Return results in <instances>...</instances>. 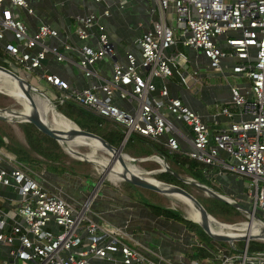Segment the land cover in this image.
I'll use <instances>...</instances> for the list:
<instances>
[{"label": "built area", "instance_id": "obj_1", "mask_svg": "<svg viewBox=\"0 0 264 264\" xmlns=\"http://www.w3.org/2000/svg\"><path fill=\"white\" fill-rule=\"evenodd\" d=\"M79 1L84 4L86 0ZM159 3L162 9L172 10L170 24L153 22L151 29L134 41L140 57L127 51L125 62L120 63L113 60L114 46L96 13L78 14L74 21L77 28L61 34L40 19L31 20L35 14L28 0H0V58L8 61L10 67L6 68L20 74L33 90H40L49 104L70 102L120 127L126 141L132 135L146 137L162 143L168 151L216 166L219 173L246 177L253 191L249 193L252 210L264 212V0ZM221 36H225L228 50L221 48ZM77 40L80 44L74 42ZM55 41L59 45L52 43ZM178 44L202 52L208 59L207 67L222 76V59L229 56L237 60L231 72L248 79L249 92L231 85L229 104L214 105L213 117H227L231 120L227 126L210 128L179 97L169 96L166 81L174 68L184 84L199 79L198 69L189 70L183 51L176 49L166 55L167 49ZM61 49L76 53L82 75L95 77L96 82L88 87L72 86L50 70L54 63L68 61ZM105 58L112 60L108 78L94 68ZM154 78L163 82L157 94ZM116 98L134 104V110L122 108ZM232 108L245 118L232 120ZM2 141L7 143L5 137ZM180 142L191 148L181 149ZM0 186L11 188L18 196L12 209L3 208L0 202V247L7 249L14 264H161L148 255L145 246L132 243L122 228L94 219L88 201L75 204L65 198L54 191L43 171L3 149ZM248 245L231 254H219L218 264H264V251H249Z\"/></svg>", "mask_w": 264, "mask_h": 264}, {"label": "crops", "instance_id": "obj_2", "mask_svg": "<svg viewBox=\"0 0 264 264\" xmlns=\"http://www.w3.org/2000/svg\"><path fill=\"white\" fill-rule=\"evenodd\" d=\"M28 1L33 7L35 14L31 17V20L35 22L37 19H40L51 27L58 29L61 34L73 31L75 17L78 14L92 11L99 15L101 22L105 26L109 40L114 46L115 56L113 60L120 63L125 62L127 51L133 52L136 57L139 58V49L134 43L136 38L151 29L155 21H163L164 23L170 24L173 14L170 9H162L159 0H101L98 3L92 0H86L84 4L79 0ZM105 10L108 11V15L104 14ZM235 34L236 32L228 33V35ZM73 37L76 40L75 36ZM74 42L80 44L78 40ZM52 43L59 45L57 41ZM88 43L95 46V42L92 40H88ZM219 44L221 48L227 49L228 46L225 42V36L220 37ZM176 49L183 51L187 55V66L189 70L198 69L199 79L196 82L189 81L188 84H184L180 81L179 70L174 68L172 76L166 81L169 96L179 97L186 106L198 113L210 128L214 129L227 126L231 121L227 117L223 115H217L215 118L213 117L215 111L214 105L229 104L231 85H238L243 91L249 92L248 79L242 74L231 72V66L237 62V60L229 56L222 59L221 66L223 70H225L224 76H222L221 74L212 72L207 67L208 59L199 50L183 47L178 44L177 47L172 46L167 49L165 53L166 55L170 54L176 51ZM61 52L68 58V61L64 62V64L54 63V66H51L50 70L59 73L63 78L67 79L72 86L88 87L96 82L95 77L87 79L82 75L81 70L76 65L79 59L76 53L66 52L62 49ZM111 62L112 60L109 58L100 60L94 65L95 71L99 75L108 78L111 74ZM211 78H218L219 80L223 78L225 81L224 83H212ZM152 82L156 87L154 94H157L163 82L159 78H154ZM247 97L250 99L251 94L248 93ZM115 102L129 111L134 110V104L118 98L115 99ZM231 110L234 112L232 120L239 121L245 118L244 115L238 113L236 108H232ZM62 115L65 116L64 114ZM105 122L106 121L102 122L100 126L104 125ZM177 123L181 129L189 132L187 126L179 121H177ZM111 125L115 128H119L116 125ZM140 141L143 145L145 144V146L149 147L145 141ZM180 145L183 150H189L191 148L184 142H180ZM150 149L155 155L153 156L151 154V157L141 158L142 160L148 158L155 160V157L156 161L161 163L163 167L167 165V160L162 154L152 146H150ZM35 163L38 169L43 171L44 178L54 187V191L62 194L75 204L88 201L90 213L94 219L97 221L106 220L122 228L131 238L130 241L132 243L145 246L148 250V255L161 264H193L195 261L199 262V264H218L221 262L218 256L219 254H231L234 253L233 249H237V241H233L232 243L226 242L229 244V246L226 247L223 242H215L211 239V241H205L201 239L196 230L186 223L188 220L195 223L196 221L192 219L189 214L185 216L180 210L183 219L165 218L156 215L144 201H150L151 203L168 208L174 207L167 206L163 204V202L149 200L138 191L137 188L140 187L136 188V186H134L135 188L131 187L128 191L117 190L110 186L94 188V186L88 182L89 180L83 181L80 179V176L75 175L67 169L57 172L60 168L57 170L50 166L49 168H43L38 160ZM62 169L64 168L62 167ZM156 171L159 170H145L144 172L141 170V174L152 175ZM171 173L174 175L176 174L178 177L175 176L180 179L177 173L173 171H171ZM200 173L202 174V179L200 180L199 178L198 180L186 172V174L190 176L186 178V180H190L192 183H198L224 196L228 200L227 203L233 206H235L236 203L240 204L239 207L235 206L237 210L244 211L250 217L247 209L252 210V202L249 193H253V191L246 177L235 172L219 173L218 167L204 164H202L200 168ZM196 187L202 190L206 196L210 197L204 189L199 186ZM70 190L76 191V197L68 193ZM0 196L2 198H0L1 206L3 208L12 209L17 205L18 196L11 188L0 186ZM255 212L260 218L254 219L259 230L264 227V212L258 209ZM206 258L210 260L209 263L204 262ZM0 262V264L8 262L14 264L8 257L7 249L3 247H0ZM16 264L25 263L17 262Z\"/></svg>", "mask_w": 264, "mask_h": 264}, {"label": "rangeland", "instance_id": "obj_3", "mask_svg": "<svg viewBox=\"0 0 264 264\" xmlns=\"http://www.w3.org/2000/svg\"><path fill=\"white\" fill-rule=\"evenodd\" d=\"M76 28L77 25L76 24L73 25V30H75ZM0 65H3L5 67H10L8 61L3 62L1 58H0ZM211 80L212 83H219V82L224 83L225 81V79L223 78H220V80L218 78H211ZM2 83L4 87L3 90L0 91V149H3L8 153H15L16 157L19 160H21L19 157H23L21 161L33 167L36 170L39 169L35 161L29 162L27 161L26 157L38 160L42 165L41 167L43 168H49V166L56 170L60 168L57 172L65 171V169H67L72 173H74L75 175L80 176L81 180L83 181L89 180L88 182L92 184L94 188L110 186L117 190H126V191L130 190L131 187L135 188L133 185H128L127 182L119 180L116 183H113L107 177H104L103 172L100 170V165H102V163L100 164L96 161L93 162L91 159L85 156L86 153L90 154L92 151L91 147H89L88 145L86 144L66 145V144H59L58 142H57L58 144L56 145L50 143L41 134L36 133L33 135L32 134L33 130L30 126V123L22 121L20 117L14 116L13 114V112L26 113V111L21 100H18L17 98L11 96L10 93H7L8 91L6 89L14 88L12 86L11 81L6 79L3 80ZM32 94L34 97L39 96L40 98H43L42 95H39L34 91H32ZM50 106L52 107V109H54L55 111L59 112L62 115V113L58 110L57 104L53 103L50 104ZM11 114L13 115V117L9 118V115ZM49 117L50 115L48 116L47 122L49 125L53 126L52 123L50 122ZM67 119L70 118L67 117ZM70 120L73 123L71 126L77 125L78 127H80L74 120L72 119ZM111 124L113 123L106 121L104 125L99 127H93L92 130L97 132V134L99 133V134L107 135L112 130H118V128H115ZM3 137L7 139V143L2 141ZM129 139H130L129 141L127 140L128 143H126L127 141L125 142L122 149L123 153L127 154L132 158L131 161H128V164L136 165L138 168H140L143 171L158 169L159 171H156L154 174L152 175L144 174V176L147 177L150 176L153 179L155 178V180L158 182L159 181L166 182L162 180V178H160V174L163 173L164 171H167L165 169V166L163 167L161 163H158L155 157H154L155 160H151L149 158L145 160L141 159L155 155L151 152L150 146L147 147L145 146V144L143 145V143L139 140H134V139L131 140V138ZM39 150L43 151L45 155H42ZM93 155L95 156V158L104 161H109L110 159V156L103 150H96V152H94ZM166 162L169 168L175 173H177L180 177V179H178L179 181H176L173 184L183 187L189 193H191L196 199H198L200 203L208 211V213L211 215V217H213L217 222L223 223L224 225L233 226L234 228H238L244 224H247L248 222H252L250 220V217L244 211L238 210L232 212H225L221 209L214 208L210 202V199L212 197L206 196L202 190L194 186L192 181L186 180V178H189L190 176L186 174L184 169L171 163L169 160ZM62 167L64 169H62ZM247 182H249V180ZM137 189L143 196H145L149 200L163 202V204L170 207H174L175 209L180 210L181 213H184L185 216H188V207L182 202L178 201L176 198H172L173 196L172 197L161 196L160 193H156L151 190H147L143 188H137ZM68 193L72 194L73 196L77 194L76 191L74 190H70L68 191ZM186 223L190 227L192 226V224L189 221H187ZM212 226L215 230H217L219 227V225L215 223L212 224ZM192 227L196 230V232L201 237V239H204L205 241H211L210 238H207L203 234H199L200 229H198V227L196 226H192ZM256 242L264 244V241L256 240ZM223 244L226 247L229 246V244L226 242H223ZM243 245H244V241H237L236 242L237 249H233V251L241 249Z\"/></svg>", "mask_w": 264, "mask_h": 264}, {"label": "water", "instance_id": "obj_4", "mask_svg": "<svg viewBox=\"0 0 264 264\" xmlns=\"http://www.w3.org/2000/svg\"><path fill=\"white\" fill-rule=\"evenodd\" d=\"M0 73L5 74L6 76L10 77L11 79L17 82V85L20 88L24 98L26 99V101L29 103L31 107V110L29 113L13 112L14 116H18L22 119V121L32 124L38 131L56 140L60 144H66V145L72 144V142L75 141L77 138H83L86 142L87 141L97 142L98 147H96L97 148L96 150H103L110 156L108 164H112L115 160H117L121 164L123 168V172L120 173L121 174L120 181L127 182L136 187L155 191L162 195H167V196L182 195L184 196L192 203L193 208H195L199 212V219L195 221L196 223H198L200 228L206 233V235L211 240L215 242H229V243H232L233 241H244L245 245L248 244L250 241H256V240L264 241V227L260 228V230L258 231V234H248L247 232H245L242 235H230V234L222 233L220 231L215 230L212 227V222L210 219L211 215L208 213L205 207L200 203V201L196 199L186 189H184L183 187L179 185L173 184V183L161 182V181L152 182L146 176L141 174V171H139L138 173L132 172L128 166V161H131L132 158L122 152L123 146L126 142L125 136L123 137V139L121 140L118 146H114L110 144L106 139L101 137L100 135L92 131L82 129L78 127L77 125L75 126L69 125V126H66L65 128H56V127L49 125L44 120V118H42L40 112L37 109L35 99L32 94V91H36V90L32 89L31 84L26 79H24L20 74H17L13 72L12 70L6 67H3L1 65H0ZM36 93L39 95L42 94L40 90H37ZM96 150H94V152H96ZM165 169L169 171V167L167 165H165ZM193 184L204 189L208 193V195H210L211 197L217 200H220V201L228 202L227 198H225L224 196L218 193H215L209 188L203 187L199 185L198 183H193ZM235 206L239 207L240 204L236 203ZM247 212L250 215L251 221L254 219H260L259 216L256 214V212H254L253 210L247 209ZM249 223L250 222H248V224Z\"/></svg>", "mask_w": 264, "mask_h": 264}, {"label": "trees", "instance_id": "obj_5", "mask_svg": "<svg viewBox=\"0 0 264 264\" xmlns=\"http://www.w3.org/2000/svg\"><path fill=\"white\" fill-rule=\"evenodd\" d=\"M57 107H58V110L62 114L69 117L70 119L74 120L82 129L92 131L96 134H97V132L92 130L93 127H99L102 124V122H104V120L100 119L99 117L92 115L91 113L75 106L74 104H72L70 102L58 104ZM30 126L33 130L32 131L33 135L36 133L41 134L50 143L56 144V145L58 144L56 140H54V139L48 137L47 135L41 133L32 124H30ZM98 135H100L101 137L106 139L110 144L116 146L123 139L124 133H123L122 129L118 128V130L110 131L107 135L106 134H99V133H98ZM130 138H131V140H133V139L138 140L139 139V141L140 140L145 141V143L148 144V146H152L153 148H155V150H157L160 154H162L166 158L167 161L169 160L171 163L177 165L178 167H181L182 169H184L185 172L194 176L198 180H199V178H200V180L202 179V174L200 173V168L202 167V164L200 165V163H198L197 161L192 160V159H190V158H188L182 154H178V153L168 151L162 143L152 141L149 138H146V137L142 138V137H138L137 135H132ZM129 140L130 139H128V141ZM128 141L126 143H128ZM40 153L42 155H45V153L43 151H40ZM19 158L21 160L23 159V157H19ZM26 159L29 162H33V161L36 162L37 161V160L31 159L29 157H26ZM170 170L164 171L163 173H161L160 178H162V180H164L166 182H170V183H175L176 181H179L178 178L173 173L170 172ZM128 185H131V184L128 183ZM144 202L146 203L147 206L150 207L152 212L155 213L156 215H160V216H163L165 218L183 219L180 211L177 209L164 207V206H161L158 204L151 203L150 201H144ZM210 202L214 208L221 209L225 212L238 211L235 206H233L227 202L217 200L215 198H211ZM189 222L192 224V226H196V227H198V229H200L199 234H203L204 236L209 238L206 235V233L200 228L198 223H195L193 221H189ZM248 249H249V251H263L264 250V244L256 242V241H250L249 245H248Z\"/></svg>", "mask_w": 264, "mask_h": 264}, {"label": "bare ground", "instance_id": "obj_6", "mask_svg": "<svg viewBox=\"0 0 264 264\" xmlns=\"http://www.w3.org/2000/svg\"><path fill=\"white\" fill-rule=\"evenodd\" d=\"M6 79L11 81L12 86L14 87V88L6 89L8 91L7 93H10L11 96L17 98L18 100H21L23 106L25 107L26 113H29L31 110V107H30L29 103L26 101V99L24 98L20 88L17 85V82L14 81L13 79H11L10 77L6 76L5 74L0 73V80L3 82V80H6ZM1 81H0V91H2L3 87H4L3 83ZM34 99H35V103H36L38 111L40 112L42 118H44V120L46 122L48 120V116L50 115V117H49L50 122L56 128H65L66 126H69V125L71 126L73 124L69 119L62 116L59 112L55 111L54 109H52V107L50 106V104L47 102V100L45 98H40L39 96H36V97H34ZM11 117H13L12 114L9 115V118H11ZM79 144H86L89 147H91V149H92L91 153L90 154L86 153L85 156H87V158L91 159L93 162L96 161V162H98L100 164L102 163V165H104V166L100 165V170L103 172L104 177H107L113 183H116L117 181H119L121 179L120 173L123 172V168L117 160H115L112 164H108V161L97 159L93 155L94 150H96L97 149L96 147H98L97 142H95V141L94 142H88V141L86 142L83 138H77L75 141L72 142V144H69V145H79ZM128 166L132 172L138 173L139 171H141V169L138 168L136 165H129L128 164ZM147 178L152 182H158L155 180V178L153 179L150 176ZM173 197H175L178 201L182 202L183 204H185L188 207V214L192 219H194V220L199 219V212L195 208H193L192 203L187 198H185L182 195H174ZM210 219H211L212 224L215 223V224L219 225L217 230L222 232V233H226V234H230V235H242L245 232H247L248 234H258V227L256 226L255 221H252L249 224L248 223L244 224L241 227L234 228L233 226L224 225L223 223L217 222L213 217H210Z\"/></svg>", "mask_w": 264, "mask_h": 264}]
</instances>
